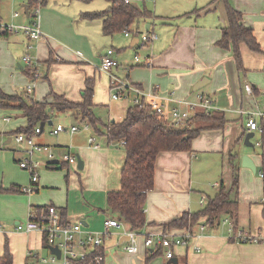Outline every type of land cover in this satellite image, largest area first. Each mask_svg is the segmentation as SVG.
Returning <instances> with one entry per match:
<instances>
[{
    "label": "crops",
    "instance_id": "0c3cea01",
    "mask_svg": "<svg viewBox=\"0 0 264 264\" xmlns=\"http://www.w3.org/2000/svg\"><path fill=\"white\" fill-rule=\"evenodd\" d=\"M226 1L241 14L243 26L252 29L262 51L261 54L253 53L240 45L242 72H238L232 52L216 46L221 30L227 25L223 0L147 2L148 7L145 6L151 18L145 23L147 29L156 33L157 39L148 47L141 46L135 36L123 35L132 50L144 48V55L150 54L149 67L136 66L133 59L130 63L118 60L121 66L129 67L125 75L134 85L143 89L153 87L160 95H173L178 99L192 100L190 97L197 94L209 96L214 105L223 110L227 120L220 130L201 131L191 141L189 152H163L157 156L154 189L147 194L144 206L146 225L143 230L146 234H187L189 231L185 228L164 231L163 225L185 212L201 209L199 197L206 196L210 189L216 193L221 185L229 187L231 162H234L238 176V215L235 220L225 217L232 220L237 230L264 236V206L259 203L263 184L255 173L241 165L242 156H247L258 169L261 152L258 156L248 152L243 143L248 133L245 115L237 112L257 110L264 98V0ZM76 2L79 1L49 0L39 8L35 18L24 14L25 0H0V24L30 25L37 21L42 32L38 40H29L22 32L0 36L1 94L25 97V86L33 79L26 74L29 67L34 74H39L33 83L32 94L35 95L37 89V98H31L33 101H43L53 92L79 102L85 79L96 78L94 107H106L97 103L100 97H109L108 76L95 65L107 50H103L102 45L113 36L102 34L99 20H83V13L96 10L85 9ZM14 12L18 13L17 17H12ZM111 48L117 56L124 52ZM24 56L31 59V65L22 62ZM245 84L252 87L251 95L244 92ZM197 85L200 87L194 91ZM2 104L0 98V143L6 139L4 147L0 148V255L6 242L12 264H36L39 257L49 254L43 236L35 231H16V225L24 224L27 213L34 212L37 207L53 206L58 211L64 210L66 221L81 223L85 230L100 233L104 220L115 218L106 210V195L120 189L125 151L119 144L107 143L104 137L98 149L73 141L72 150L80 157L82 169H78L77 164L65 163L44 166L38 175L41 191L36 195H23L20 188L27 180L18 163L25 158V149L10 150L6 144L11 141L10 134L26 125V119L22 111ZM125 105L126 112L128 105ZM69 115L75 123L81 120L80 113L75 110ZM261 122L264 123V119ZM189 125L191 129L197 126L194 122ZM48 126L53 127V120ZM54 147L59 157L66 146ZM73 166L77 178L68 177V168ZM63 167L66 172L55 173ZM62 176L65 183L60 179ZM220 222L217 227L208 226L203 233H199L198 226L194 227L187 244L176 246L169 260L162 251L159 255H151L140 239L138 252L126 253L120 246L126 240L119 236V230L110 229L103 240L104 264H264L263 242H238ZM112 230L115 232L111 233ZM116 231L119 233L115 234Z\"/></svg>",
    "mask_w": 264,
    "mask_h": 264
},
{
    "label": "trees",
    "instance_id": "16d2710c",
    "mask_svg": "<svg viewBox=\"0 0 264 264\" xmlns=\"http://www.w3.org/2000/svg\"><path fill=\"white\" fill-rule=\"evenodd\" d=\"M49 0H25L28 7V17H34L33 8L46 5ZM90 1V0H77ZM107 9L96 12H86L81 18L86 21L99 20L104 36H112L125 29H140L145 21L151 18L144 0H106ZM136 2H141L138 7ZM227 25L221 30V37L216 46L230 50L238 72H242V57L240 45L246 46L251 52L261 54L262 51L253 35L252 29L243 26L241 14L223 0ZM148 30V29H147ZM1 33L0 36H7ZM26 74L33 77V71L28 67ZM94 85L95 79L87 78L81 90V100L73 102L63 95L50 92L43 101L35 102L29 97L3 95L0 93L3 106L22 111L26 125L16 129L13 133L31 134L35 127L43 123L49 125L57 115L77 111L81 120L87 121L94 131L105 138L107 143L119 144L125 151L124 164L120 171V189L108 192L106 195V210L116 219L126 223L131 231L139 232L146 225L144 206L147 194L154 189V171L156 158L163 152H189L191 141L204 130H220L227 120L222 112L209 115H195L190 122L197 126L194 129L174 128L167 118L154 114L146 105L128 106L124 118L120 122L103 123L94 113ZM50 98V99H48ZM263 123V122H262ZM43 127V128H44ZM43 128H41L43 130ZM232 181L229 187L223 185L212 195H207L206 204L196 212H185L180 217L163 225L164 231L170 229H188L191 233L200 221L211 228L217 227L220 220L229 216L232 220L238 215V176L235 163L231 162ZM47 209V208H46ZM45 207L34 209L38 219L46 213ZM62 221H65L64 210L58 211ZM44 239V238H43ZM46 245V244H45ZM102 252V249L97 250ZM151 255H159L160 251H149ZM0 264H12V255L5 242ZM85 264V263H82Z\"/></svg>",
    "mask_w": 264,
    "mask_h": 264
},
{
    "label": "built area",
    "instance_id": "2783aa9c",
    "mask_svg": "<svg viewBox=\"0 0 264 264\" xmlns=\"http://www.w3.org/2000/svg\"><path fill=\"white\" fill-rule=\"evenodd\" d=\"M151 3L154 0H149ZM125 3H131L129 0H124ZM40 7L33 8L34 17L37 18L38 10ZM18 13L14 12L12 17H17ZM1 33L22 32L30 40H38L42 32L38 27V22L34 21L30 25H13V24H0ZM125 37L135 36L141 46L147 43H153L157 39L155 32L144 31L139 32L137 29L128 28L122 31ZM141 35L140 38L138 35ZM113 51L107 49L101 58L100 63L96 67L98 71L107 74L109 79V94L113 101H123L128 106L146 105L154 114L160 117L167 118L170 124L177 129H185L190 120L198 114L209 115L213 112H222L223 110L214 105L209 96L197 94L194 99H178L173 95H160L155 88L149 89L139 88L132 83L125 82L117 75L111 73L112 68L119 66L118 62L113 59ZM136 66L149 67L151 66V59L147 57L141 60L137 55L133 58ZM27 66L32 64L28 56L22 58ZM123 70L126 74L129 68L124 67ZM39 78V74H34L32 82L25 86V96L31 97L33 91V81ZM244 92L247 95L252 94V87L248 84L244 85ZM239 114L245 115V128L248 132H252L253 136L258 135L259 140L255 142V146L260 148L261 163L258 169H255V175L263 184V193L259 199V203L264 206V98L261 100L260 107L255 111L238 110ZM6 122L9 118L4 119ZM79 126L84 129H90L91 126L87 121L80 120L70 128L65 129L61 125H56L51 129L50 134L57 136L61 132H69L75 134L78 132ZM42 129L37 126L31 134L16 133L14 140L16 143L25 146V154L28 158L22 159L18 163V167L29 174V186H23L20 191L23 194H31L37 192L38 187V171L41 166H59L61 164L76 165V157L70 152L68 147L65 151L57 157L52 148L46 145H41L35 142V137L42 133ZM87 143L94 149L100 148V144L94 137H89ZM119 145L123 146L124 141ZM0 143V148H1ZM35 157H43L41 159ZM215 185L212 187L214 188ZM207 202L205 195H200L198 203L204 206ZM221 227H226L227 231L238 242H263L264 236H253L247 232L237 230L234 223L229 217H225L220 222ZM198 226L199 233H203L208 225L205 221H201ZM110 229H117L120 231L119 236L127 237L128 239L120 244L122 250L129 254L138 252V241L141 240L143 246L150 251H162L165 259L169 260L173 257V249L176 246H185L191 236L187 232L184 236H174L164 233L146 234L144 230L139 232L131 231L125 222L116 218H107L103 222V229L100 233L89 232L85 230L81 223H70L62 221L58 210L53 206H48L46 213L41 215L38 219L35 218L33 211L28 214V220L24 224H17L16 231L19 232H38L43 238L47 248H56L59 256L53 254L49 250L47 256L38 258L36 264H104L105 253L103 250V240L110 233ZM102 249V252L97 250ZM198 252V249H196ZM32 254V253H31ZM34 255V254H33ZM34 256H37L36 254Z\"/></svg>",
    "mask_w": 264,
    "mask_h": 264
},
{
    "label": "rangeland",
    "instance_id": "374dc122",
    "mask_svg": "<svg viewBox=\"0 0 264 264\" xmlns=\"http://www.w3.org/2000/svg\"><path fill=\"white\" fill-rule=\"evenodd\" d=\"M145 3L147 2H150L149 0H144ZM78 3L79 5H81L83 8L85 9H90V10H96V11H102V10H105L108 8L109 6V2L106 1V0H90V1H79V2H76ZM151 3V2H150ZM137 6H141L142 3L141 2H136ZM147 6V4H146ZM148 7V6H147ZM21 10V8H20ZM96 11H93V12H96ZM22 13V12H21ZM21 16L23 18L24 15L23 13L21 14ZM140 29H139V32L143 33L144 31H147L146 28H144V23L142 26H139ZM134 28V27H133ZM113 36V37H112ZM110 38V41L108 43H106L105 45H102V48L103 50H106V49H111L113 51V59H115L117 62L118 60L122 63H130L132 62V59L135 55H137L139 58L141 59H146L149 55H144L145 53V49H140V50H137V51H134L132 50L129 46H128V41L123 37V33L120 32V33H116V34H113ZM140 34L138 35V37L140 38ZM29 39V38H28ZM30 40V39H29ZM151 43H147L146 45L149 47ZM113 47L114 49L116 50H121V52H123V54L120 55V53H118L119 55L117 56V54L114 52V50L111 48ZM137 53V54H136ZM104 55V54H103ZM116 56H117V59H116ZM123 60V61H121ZM119 66L116 67V68H112L111 69V73L117 75L118 77H120L122 80H124L125 82H128V83H132L130 81V79H128L126 77V73L125 71L123 70V66L120 65V63L118 62ZM130 65V64H129ZM97 65H95V67H97ZM127 68H129L128 66H125ZM61 73H63V75H65V73L62 71ZM100 73V72H99ZM124 73V74H123ZM107 75V74H106ZM99 79V77L97 76V80ZM108 80V93H109V79L107 78ZM35 81H33L34 83ZM95 82H96V78H95ZM133 84V83H132ZM194 96H191L190 98L194 99ZM32 99H36L37 98V89H36V94H32L31 97ZM99 99H101L97 104H103V105H106V107H96L94 109V113L95 115L103 122V123H107L108 121H114V122H119L123 119V115H125V111L123 110V108L125 109V103L123 101H113L111 98H110V94H109V97L107 96V99L106 98H103V97H100ZM96 103V102H95ZM9 117V116H8ZM12 118V116L10 117ZM14 118V116H13ZM4 124V122H2ZM75 120L72 116L69 115V112L67 113H63V114H59L57 115L55 118H53V127H55L56 125H61L63 127H65V129H68L70 128L72 125H75ZM190 126V125H189ZM52 126H48V125H45L44 129H43V132L36 136L35 137V142L41 144V145H46V146H49L50 148H52L53 150L55 149V145H65V149H67L68 147L70 148V152L75 155V153L73 152L72 148H73V141H75L76 143L78 144H84L86 145V147H90L87 143V139L89 137H94L97 142L99 143L100 140L103 139L102 136L98 135L94 129L91 127L90 129H84L83 126H79V131L76 132L75 134H70L69 132H61L59 133L57 136H52L50 134L51 132V129L53 128ZM188 127V124L187 126ZM10 134V136H8L9 138H11V141L10 143L6 144L7 148H9L10 150H23L25 149V146L23 144H19V143H16L15 140H14V136L15 134ZM7 137V136H6ZM6 139L2 140L1 141V148H3V144L5 142ZM37 140H41V142H38ZM259 140V137L258 135H254L251 139H250V143H251V147H248V152H252V154H255V155H259L260 154V148L259 147H256L255 146V142H257ZM25 154V152H23ZM76 157V156H75ZM28 158L27 155L25 154V158L26 159ZM35 158H39L42 160V162H44V158L43 157H35ZM44 166H41L39 171H38V174H40V172L42 170H44ZM63 172H66V167H63V169L59 170V171H55V173L57 172H60L62 171ZM68 171H69V175L68 177H78L76 174L73 173L74 171V166L73 167H69L68 168ZM80 173H82V171H80ZM24 174H25V177H26V180L27 182L24 183L23 186H29L30 183H29V174L24 171ZM62 182L65 183V179L63 178V176L60 178ZM41 189L39 187L38 192H40ZM213 190L210 189L209 191H207L206 193V196L207 195H212L213 193ZM23 195H36V192H32L31 194H23ZM262 195V194H261ZM261 197V196H260ZM28 214L29 212L27 213V216H26V221L28 220ZM23 221V220H21ZM115 231H111V233H113ZM119 233L118 231H116L115 234ZM45 257V256H44Z\"/></svg>",
    "mask_w": 264,
    "mask_h": 264
},
{
    "label": "water",
    "instance_id": "95a60500",
    "mask_svg": "<svg viewBox=\"0 0 264 264\" xmlns=\"http://www.w3.org/2000/svg\"><path fill=\"white\" fill-rule=\"evenodd\" d=\"M22 8H23V12H24V14L26 15V16H28V7H27V5H23L22 6ZM199 87H200V85H197L195 88H194V91H196L197 89H199ZM111 122H114V121H111ZM49 124H50V122H49ZM44 127V124L42 123L41 125H40V128H43ZM253 137V133L252 132H248L247 134H245V136H244V140H243V143H244V145L246 146V147H251V143H250V139ZM9 141H10V139H9ZM9 141H7V142H9ZM76 164H77V168L78 169H82V161H81V159H80V157L78 156V155H76ZM241 165H242V167H244V168H247V169H249V170H251L252 171V173H255V165H254V163L252 162V160L249 158V157H247V156H242V159H241ZM127 240L128 238L127 237H123V240ZM50 250V252L51 253H53V254H55V255H57V257L59 256V252H58V250L56 249V248H51V249H49ZM176 262V261H175Z\"/></svg>",
    "mask_w": 264,
    "mask_h": 264
}]
</instances>
